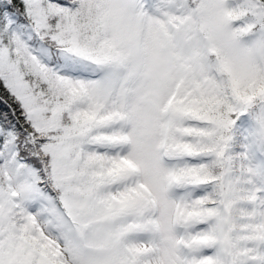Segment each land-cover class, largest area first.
I'll return each instance as SVG.
<instances>
[{"label":"snow or ice","instance_id":"snow-or-ice-1","mask_svg":"<svg viewBox=\"0 0 264 264\" xmlns=\"http://www.w3.org/2000/svg\"><path fill=\"white\" fill-rule=\"evenodd\" d=\"M0 264H264V0H0Z\"/></svg>","mask_w":264,"mask_h":264}]
</instances>
